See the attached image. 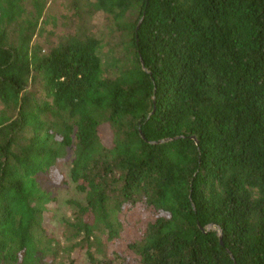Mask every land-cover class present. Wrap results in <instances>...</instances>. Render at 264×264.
<instances>
[{"label": "trees", "instance_id": "obj_1", "mask_svg": "<svg viewBox=\"0 0 264 264\" xmlns=\"http://www.w3.org/2000/svg\"><path fill=\"white\" fill-rule=\"evenodd\" d=\"M50 1L0 0V264H264V0Z\"/></svg>", "mask_w": 264, "mask_h": 264}, {"label": "rangeland", "instance_id": "obj_2", "mask_svg": "<svg viewBox=\"0 0 264 264\" xmlns=\"http://www.w3.org/2000/svg\"><path fill=\"white\" fill-rule=\"evenodd\" d=\"M65 14L60 0H51L46 8L45 17L51 22L52 20L60 19V16ZM47 30H52V24L46 25ZM60 28L58 27V30ZM57 32V30H56ZM69 161V160H68ZM66 183L54 184L50 181L49 177L43 175L39 178L42 188L50 194V197L54 200V216L50 220L52 231L58 238L61 235L62 227L64 226V220L71 217V209L69 207V201L82 202L83 197L77 193L74 189V185L68 178V167L65 166Z\"/></svg>", "mask_w": 264, "mask_h": 264}, {"label": "water", "instance_id": "obj_3", "mask_svg": "<svg viewBox=\"0 0 264 264\" xmlns=\"http://www.w3.org/2000/svg\"><path fill=\"white\" fill-rule=\"evenodd\" d=\"M140 24V23H139ZM141 136H142V134H141ZM211 228V227H210ZM220 242H221V239H220Z\"/></svg>", "mask_w": 264, "mask_h": 264}]
</instances>
